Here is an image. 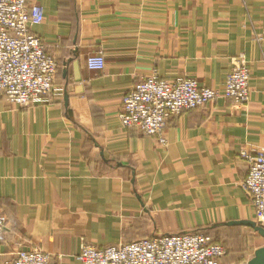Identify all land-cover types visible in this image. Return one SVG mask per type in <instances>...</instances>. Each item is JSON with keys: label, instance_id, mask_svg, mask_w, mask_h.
<instances>
[{"label": "crops", "instance_id": "obj_1", "mask_svg": "<svg viewBox=\"0 0 264 264\" xmlns=\"http://www.w3.org/2000/svg\"><path fill=\"white\" fill-rule=\"evenodd\" d=\"M29 3L44 9L32 30L58 64L62 94L22 107L0 96L8 218L0 264L35 246L52 264H80L82 239L105 247L176 232L235 240L256 232L227 223L256 222L239 152L264 148V0ZM99 52L106 67L91 70L87 57ZM241 55L251 69L248 103L219 97L172 117L166 146L121 125V100L143 76L186 75L222 90ZM230 246L221 264H239L240 248Z\"/></svg>", "mask_w": 264, "mask_h": 264}, {"label": "built area", "instance_id": "obj_2", "mask_svg": "<svg viewBox=\"0 0 264 264\" xmlns=\"http://www.w3.org/2000/svg\"><path fill=\"white\" fill-rule=\"evenodd\" d=\"M45 19L40 4L29 0H0V96L8 103L27 106L48 102L62 94L54 86L58 64L49 54L45 41L32 28ZM91 70L106 67L104 53L91 54L86 60ZM251 69L243 55L232 60L223 89L200 86L191 76L173 81L154 71L145 75L121 100L122 126L135 127L166 146L168 121L182 112L204 107L219 97L238 104L250 99ZM239 158L248 166L241 185L249 194L256 223L264 227V148L241 149ZM7 215L0 205V237L7 227ZM227 248L202 231L159 234L131 242L98 247L82 239L80 264H221ZM3 264H52L51 255L37 246L20 250Z\"/></svg>", "mask_w": 264, "mask_h": 264}, {"label": "rangeland", "instance_id": "obj_3", "mask_svg": "<svg viewBox=\"0 0 264 264\" xmlns=\"http://www.w3.org/2000/svg\"><path fill=\"white\" fill-rule=\"evenodd\" d=\"M238 240L240 239L239 238L237 240L233 239L231 240V243L238 245L239 243ZM245 240L247 245L246 244L240 245V247L243 250L241 251L239 261H242L243 263L247 262L254 255V252L257 248L264 246V237L261 236L258 232H253L251 236L249 238L247 237Z\"/></svg>", "mask_w": 264, "mask_h": 264}, {"label": "water", "instance_id": "obj_4", "mask_svg": "<svg viewBox=\"0 0 264 264\" xmlns=\"http://www.w3.org/2000/svg\"><path fill=\"white\" fill-rule=\"evenodd\" d=\"M67 100V96H66ZM227 225H246L252 227L256 232L264 237V227L258 225L252 220H238L234 222H229ZM241 264H264V246L257 248L254 255L247 261Z\"/></svg>", "mask_w": 264, "mask_h": 264}, {"label": "trees", "instance_id": "obj_5", "mask_svg": "<svg viewBox=\"0 0 264 264\" xmlns=\"http://www.w3.org/2000/svg\"><path fill=\"white\" fill-rule=\"evenodd\" d=\"M202 232L207 233V234H210L209 231H204V230H202ZM210 235H211V234H210ZM211 236L213 237L214 241H217V242L223 243V244L226 246V248H227V252H226V253H229V247L231 248L230 245H232V246H235L236 249L240 248V250H239L238 252H239V255H241V251H242L243 249L240 247V245H243V244H246V245H247L246 240L243 239V238H242V240H241V238H240V240H238V241H239L238 245H236V244H230V241L233 240V239H231V238H230V239H227V238H225V237L222 236V235H220V236H213V235H211ZM230 251H231V250H230ZM239 260H240V257L238 258V262H239V264H240L242 261H239Z\"/></svg>", "mask_w": 264, "mask_h": 264}]
</instances>
